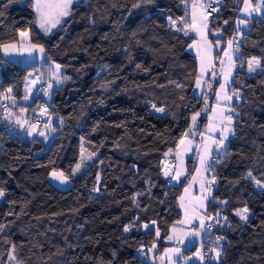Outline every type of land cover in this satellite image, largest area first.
Listing matches in <instances>:
<instances>
[{
  "label": "trees",
  "instance_id": "16d2710c",
  "mask_svg": "<svg viewBox=\"0 0 264 264\" xmlns=\"http://www.w3.org/2000/svg\"><path fill=\"white\" fill-rule=\"evenodd\" d=\"M190 2L195 0H79L72 14L45 35L32 23V0H0V44L16 42L17 29L30 28L31 42L43 45L50 57L20 65L0 55V101L9 87L21 98L29 72L40 83L49 82L53 63L70 77L48 102V113L63 120L48 145L9 132L0 107V188L5 192L0 224L6 225L0 232V264H8L12 245L21 264H150L137 251L153 244L157 261L170 227L180 219L177 200L195 168L194 155L185 177L171 185L163 172L165 153L172 154L196 113L194 138L200 141L220 83L223 52L238 33L232 87L239 102L228 107L234 110L229 113L234 135L227 140L228 154L222 150L219 162L211 161L209 178L216 180L207 213L214 225L202 249L210 258L205 264H216L207 252L217 246L212 237L223 236L217 264H264V189L246 178L251 171L264 183V72L247 74L249 58L259 57L264 65V13L240 31L235 21L242 3L221 0L207 27L214 63L198 96L193 93L197 61L189 50L194 37L168 23L169 17L188 14L184 8ZM137 3L140 7H133ZM41 94L37 91L28 106L29 115L44 102ZM153 105L164 113L152 111ZM81 142L98 153V163L72 177L69 188L59 189L49 175L74 169ZM244 207L247 221L235 215Z\"/></svg>",
  "mask_w": 264,
  "mask_h": 264
},
{
  "label": "rangeland",
  "instance_id": "374dc122",
  "mask_svg": "<svg viewBox=\"0 0 264 264\" xmlns=\"http://www.w3.org/2000/svg\"><path fill=\"white\" fill-rule=\"evenodd\" d=\"M77 1H79V0H74V3ZM19 2L22 3L23 0H19ZM32 2L34 4V0H32ZM251 2L253 5H255L257 3V0H255V1L251 0ZM243 7H244V5L242 4L241 9ZM190 10H191V13L188 15H185L183 17L184 20L187 21L188 23H191L192 7H190ZM201 13H205V11H204L202 6L199 7L197 5L196 14H197L198 18L200 17ZM261 14L262 13H253V15L251 17H247V16H245L244 12L239 11L238 17L235 21L236 29L240 30V31L245 30L249 25L250 19L251 18H258L259 19L261 17ZM66 18H64V20ZM239 19L248 20L247 25H239L238 26L237 21ZM168 23L172 28H174V29L181 28V29L185 30L188 33V35H192L194 37V40L190 45V49L193 50L196 61H197V77H196V80L198 77H200L201 82H202V80L206 81L207 75H208L209 71L211 70V68L213 67V63H214L213 48H212V45L207 38V28L201 30L202 34H198L196 31L185 27V24L182 22H180L179 25L177 23L175 25H173V24H171L170 20L168 19ZM198 27H199V24H198ZM204 37H206V40L204 39ZM235 37H237L238 39L241 38L242 33H238L235 36H233L232 40ZM19 41H20V36H19L18 40L14 43H18ZM234 46L235 45H233V47ZM227 49H228V47L225 50H227ZM0 55L7 60H10V61L15 60V61H17L16 63H18L20 65H32L36 62L41 63L44 60V59L42 60V59L37 58L31 64H26V63H23V61L25 59H27V54L22 56V55H19L17 53H13L11 55L6 56L2 49H0ZM34 55H37V57L39 56V54H34ZM44 55H45V53H44ZM202 57H204V67L207 69V71L204 72L203 75H201ZM237 57H238V54H237V52H235L233 54V59L235 60V66L230 67L228 58L224 55V52H223V56L221 58V61H224V65L223 66L221 65L220 83L216 89L214 101H213L209 111L206 114L207 122H206V125L202 128V131L200 133V141H197L194 138V137H196L198 131H197L196 123L193 124V122H192L191 127L189 128L188 135L185 136V138L183 139L184 143L181 144L180 143L181 140H179V142H178L179 144H177V146L172 151V153H174L175 167H174L173 175L170 177L169 184H171V185H177L180 182V180L185 177V175L187 174V160L195 155L194 171L191 174V176L189 177L186 185L183 187L181 194L179 195L177 201H178V206H179V209L181 212L179 223H180V221H186L185 223H183L184 226H188V227L190 226L192 229H197L200 233H201V230H203V229L199 228L200 219L201 218L205 219L208 217V219L211 220V216L207 213V205H208V202L210 200L209 192L211 194V191H212L211 187L208 188L207 190H205L204 188L201 187V184L205 183L210 178H209V171H204L201 164H200V156L202 154H206V153H204L205 145L206 144L211 145V138L212 137L219 138V131L218 130L213 131V132H210L208 130V126H209L210 121L214 126H218L220 124V119H219L220 109L223 108L226 111V109L230 105H232L233 102H239V99H237L236 95H235L238 92H235L233 90V87H232L234 72L236 69ZM55 64H58V63H53V69L55 68ZM229 71H231V77L229 78V82L226 85V89L221 90L220 85L222 83H225V75ZM247 74L252 75L253 73H249L248 68H247ZM27 75H28V73H27ZM27 75H26V77H27ZM34 78H38V82L35 85L29 86L31 88V91H29L27 93L29 98L26 101L23 99V96L25 95V86H26L25 80H24L23 89H22L23 95L21 96V98H16L12 95V93H10V94L7 93V91L3 93V95L1 96V101H0V107H1L2 112H3L2 118H3V121L5 122V124L8 126L9 132H11L12 134H15L17 136H20L23 139H28V140L33 139V138H38V139L42 140L46 145H48L53 140L56 133L60 129V126L62 125L60 117L55 116V115H50L48 113V107H47L48 102L52 96V91L58 85L55 83V81L53 79H51L49 82H47L45 84H42V83H40L39 77L33 73V77H30L29 79H34ZM49 83H52L51 89H49V87H48ZM37 91L42 93L41 95L43 97L44 102L42 104H38L37 105L38 109L32 111L31 112L32 114L29 115L28 114V106L31 105ZM225 91H227V94L229 96H232L231 101L223 99ZM217 93H219L220 97H221V99H219V100L217 99ZM9 95L14 98V101L11 99L5 98L6 96H9ZM21 109H26V111H21ZM42 109H47V114L42 115L41 114ZM152 111H154L158 114L164 113V111L163 112H157L156 108H154V107H152ZM9 112L12 113V116L9 120H5L4 117L6 115H8ZM229 113H228V115H230ZM35 114L37 116L39 115V117L41 118V121H42V124L39 127L34 125L32 123V120H31L32 116ZM49 117H51V124H50V126H46V124H48ZM18 118L25 122L23 127H20V125L16 124L15 121ZM225 123H227V122H225ZM30 126H34V127H32V134L28 135V131H29ZM232 127H233V125H232ZM40 132H44L45 135L41 136ZM230 136H232V135H229V137ZM212 147L214 149L215 145H212ZM222 150H224V149H221L220 151H222ZM93 153H95V155L93 156V158L91 160H89L88 157L90 155H92ZM214 153H215V151H213L211 155L213 156ZM82 157H83L84 166L82 167L80 172H78L73 178L82 174L88 167L98 163V153L87 151L85 149L83 143L81 142L80 156H79L77 163L82 162L81 161ZM167 158H168V156H165V158L163 160V164H164V162H169L167 160ZM165 167H166V164H165ZM197 169H199L200 171L198 172ZM55 171H59V170H55ZM177 171H179L182 174L179 176L178 179H173L172 177L174 175H176ZM193 178H195V179H193ZM49 179H50L51 183L53 185H55L56 187H58L59 189L69 188V186L71 184V182H69L68 184L62 185L57 181H53L51 179L50 175H49ZM254 186H255V188H259V187H257L255 181H254ZM185 189H188V191L186 192ZM205 196L207 197V199H203V197H205ZM181 197H183V199H181ZM3 199H4V196L0 197V204L2 203ZM201 201L203 203V207H198V205L201 203ZM181 205H183V207ZM186 213H187V215H186ZM248 215H249V212H248ZM193 217H195V219H193ZM187 221H190V222H187ZM207 232L208 231H205L204 236H202L201 234L199 236H192L193 242L190 241L189 245H187L185 247H183L184 246L183 243H182V245L177 244V243H172L171 245H168L165 249H168V248H180L181 249L182 256L181 257H174V259L177 261V264H205L204 260L203 261L197 260L194 256V253L197 251V249H199L201 251V253L204 255L203 249L200 247L199 244H203L204 241L205 242L208 241L206 239L208 237ZM216 247L217 246L212 245L211 247L208 248L209 251L207 253L210 255V257H213L215 255V253L212 250L215 249ZM10 255H14L15 259H10ZM163 255H164V251H162L160 254L157 255V258H156L157 264H168V260L166 258L163 261H161L160 257ZM184 257H192V259L188 260L186 262L184 260ZM153 259H154V257H153ZM211 260L213 263L217 264L219 259L214 260L211 258ZM8 264H21L20 260L14 254L13 250H11L9 253Z\"/></svg>",
  "mask_w": 264,
  "mask_h": 264
},
{
  "label": "snow or ice",
  "instance_id": "6c2138e0",
  "mask_svg": "<svg viewBox=\"0 0 264 264\" xmlns=\"http://www.w3.org/2000/svg\"><path fill=\"white\" fill-rule=\"evenodd\" d=\"M144 3H152L153 0H143ZM217 2H219V0H217ZM240 2L244 5V7L242 9H240V11L245 13V16L247 17H251L253 15V13H264V0H257V3L255 5L252 4L251 0H240ZM74 3V0H34V4H33V9L35 12V20L32 22L34 23L45 35L49 34L52 32V29L56 28L58 25H60L62 23V21L64 20V18L69 17L72 14V5ZM133 7H140V4H134ZM192 7V14H191V23H188L187 21L184 20L183 17L180 18V22L185 24V27L192 29L194 31H196L198 34H202L201 30L202 29H206L208 27V23H207V13H201L200 17H197L196 14V8H197V4L195 2L192 3L191 5ZM217 9L213 8L212 11H216ZM187 15V13H186ZM169 20L171 22V24L175 25L177 23L176 20H172L171 17H169ZM225 24L228 23V21L224 22ZM248 20L246 19H239L237 21L238 26L239 25H247ZM199 24V27H198ZM177 31H182L183 29L181 28H177ZM19 36H20V41L18 43H8V44H0V49H2L5 53V55H11L13 53H17L19 55H25L27 54V59H25L23 61V63L26 64H31L32 62H34L37 58L39 59H50V57H46L44 55L45 53V49L43 47V45L40 44H35L31 42V37H30V33H31V29L30 28H25L23 30L17 29ZM185 35H187L188 33L185 32ZM204 39L206 40V37H204ZM234 45V41L233 40H229L228 41V49L224 50V55L228 58L229 61V66L230 67H234L235 66V60L233 59V54L235 52L239 51V45L236 44L235 48L233 47ZM34 54H39V56L37 57V55ZM239 58V57H237ZM12 63H16L17 61L12 60ZM221 65H224V61H221ZM137 67H140L139 65H137ZM247 68H248V72L249 73H255L258 70L260 72H264V65H262L261 59L259 57L253 56L251 58H249L247 60ZM207 69L204 67V57H202V62H201V75L204 74V72H206ZM30 77H33V73L29 72L27 77H25V81H26V86H25V95L23 96V99L26 101L28 100V95L27 93L29 91H31V88L29 87L30 85H35L38 82V78H34V79H29ZM231 77V71L227 72V74L225 75V83H222L220 85L221 90H225L226 89V85L229 82V78ZM52 79L55 81V83L57 85L63 83L65 80L70 79V77L67 76H63L61 75V66L59 64H55V68L53 70V76ZM196 85L197 87L201 86V79L200 77L197 78L196 80ZM49 89L52 88V83L48 84ZM177 87H180V85H177ZM7 93H11L12 92V88L9 87L7 88ZM236 98L239 99V94L236 93ZM6 99H11L14 101V98L9 96L5 97ZM217 99H221L220 94L217 93ZM223 99H226L228 101L232 100V96H229L227 94V91L224 92V97ZM102 102V101H101ZM153 107H155V105H153ZM21 111H26V109H21ZM157 112H163L164 109L163 108H156ZM215 111V110H214ZM227 111H234L233 109H228ZM42 115L47 114V109H42L41 112ZM12 116V113L9 112L8 115H6L4 117L5 120H9ZM199 116V113H196L195 115L192 116V121L193 124H195L197 117ZM219 119H220V124L218 126H214L211 121L209 123L208 126V130L210 132L219 131V138L216 137H212L211 138V145L206 144L205 148H204V153L206 154H202L200 156V164L203 168L204 171H209L212 169V163L210 161H215V162H219V156H220V150L224 149L223 155H227V145H226V141L229 139V135H234V129L232 127L233 125V117L231 115L226 114L225 109L221 108L220 112H219ZM61 123L63 122L62 118H60ZM225 121H227V123H224ZM16 124L20 125V127L24 126V121H22L21 119H17ZM51 124V117H49V121L48 124H46V126H50ZM32 127L34 126H30L29 131H28V135L32 134ZM54 130V129H53ZM41 136H44L45 133L44 132H40ZM185 136L188 135V133L184 134ZM83 137H81V140L83 141ZM181 144L184 143V140L181 139L180 141ZM212 145H215V148L213 149ZM83 151V150H82ZM213 151L217 152V156L213 157L211 154ZM95 155V153H93L92 155H90L88 157L89 160H91L93 158V156ZM165 155H167V153H165ZM81 163H77L75 168L71 170V172L69 174H65L64 171H55L53 170L50 173L51 179L53 181H57L60 184L64 185V184H68L71 180L72 177H74L78 172H80V170L82 169V167L84 166L83 164V157L81 158ZM197 171L199 172L200 170L197 169ZM182 173H180L179 171H177L176 175H174L172 178L173 179H178L179 176ZM165 175H169V173H165ZM246 178H250L252 180H255L257 187L264 189V183H262L259 180H256L255 177L252 176L251 171H249L247 173ZM97 179H99V177H97ZM195 179V178H193ZM215 182V177H212L211 180L206 181L205 183L201 184V187L204 188L205 190H207L208 188H210L211 184H213ZM94 191H98V189H94ZM185 191L187 192L188 189H185ZM5 195L4 189L0 188V197H3ZM210 195V192H209ZM133 199L135 200V197H133ZM181 199H183V197H181ZM203 199H207V197H203ZM221 204H227V201H221ZM183 207V205H181ZM198 207H203V203L201 201V203L198 205ZM248 208L244 207L243 209H239L235 212V215L239 216V218L242 221H247L248 220ZM187 215V213H186ZM216 217L219 218L220 217V213L217 212L216 213ZM193 219H195V217H193ZM223 219L225 221H227V217H223ZM186 221H180V223H185ZM190 222V221H187ZM154 223V222H153ZM217 223H219V219H217ZM6 227V225L4 224H0V232H2L4 230V228ZM145 228L148 227L147 224L144 225ZM212 225L211 224H206L205 223V219L201 218L200 222H199V228L204 229V228H211ZM130 230L129 226H125L124 231L127 232ZM176 229L173 228V232H175ZM156 235L159 236V229H157L156 231ZM192 236H199L200 232L194 230L191 233ZM168 240H172L173 237L169 236L167 237ZM225 237L223 236H219L216 238V245L217 247L215 249H213L212 251L215 253V255L213 257H211L214 260H218L222 254V248L220 247V241L224 240ZM180 243H184L183 240L180 241ZM156 245L153 244L152 248L149 249V251H152V249H155ZM13 250L15 249V245H12ZM139 251V250H138ZM141 255H143V253L141 252ZM182 256V251L180 248H168L164 250V255L160 257L161 261H163L165 258L168 260V264H177V261L174 259V257H181ZM194 256L197 260L199 261H203L205 259V256L201 253V251L199 249H197V251L194 253ZM10 259H15L14 255H10ZM192 257H184V260L187 262L188 260H191ZM141 264H143V261H141Z\"/></svg>",
  "mask_w": 264,
  "mask_h": 264
},
{
  "label": "crops",
  "instance_id": "0c3cea01",
  "mask_svg": "<svg viewBox=\"0 0 264 264\" xmlns=\"http://www.w3.org/2000/svg\"><path fill=\"white\" fill-rule=\"evenodd\" d=\"M202 1H203V0H195V3L198 4V3H201ZM190 3H191V2H190ZM191 5H192V3H191L190 6H189V12H188V14L191 13V10H190ZM199 7H201V5H200ZM188 14H187V15H188ZM183 17H184V16H183ZM175 20L177 21V24L179 25V23H180V18L175 19ZM182 32L185 33L186 31H185V30H182ZM187 35H188V34H187ZM212 48H213V47H212ZM189 50L194 54L193 50H191L190 47H189ZM204 84H205V80H202V82H201V86H200V87H197V85H196V81H195V86H194V88H193V93H194L195 95L201 96L202 91H203ZM228 109H229V108L226 109V114L229 113V112L227 111ZM225 122H227V121H225ZM225 122H224V123H225ZM184 138H185V135H183V137H182L181 139H184ZM181 139H180V140H181ZM225 143L227 144V141H226ZM178 144H179V143H178ZM166 156H168L167 160H168L169 162H172V164L168 167V170L166 171V169H165V164H167L168 162H164V164H163V165H164V166H163V172H164V177L168 180V182H170V177L173 175L174 167H175L174 153H172V154H167ZM166 172L169 173V175L166 176V175H165ZM173 228L176 229L175 232H173ZM194 230L198 231L197 229H192L190 226H189V227H188V226H184V224L179 223V221L176 222V223L173 224V225L170 227V229H169V233H168L167 237L172 236L173 239H172V240H168L167 237H166V239H165L166 247H167L168 245H171L172 243H177V244L182 245V243H180L181 240L184 241V243H183L184 246H183V247L189 245L190 241L193 242V238H192L191 233H192ZM200 234H201L202 236L205 235V233H203V230H201V233H200ZM199 245H200L201 248H203V245H202V244H199ZM166 247H165V248H166ZM165 248H164V249H165ZM149 249H150V248H141V249H139V251H137V254H138V256H139L140 258L146 260L148 263H150V264H156L155 259H153V257H152V252L149 251ZM163 251H164V250H163ZM141 252L143 253V255H141Z\"/></svg>",
  "mask_w": 264,
  "mask_h": 264
},
{
  "label": "built area",
  "instance_id": "2783aa9c",
  "mask_svg": "<svg viewBox=\"0 0 264 264\" xmlns=\"http://www.w3.org/2000/svg\"><path fill=\"white\" fill-rule=\"evenodd\" d=\"M220 4H221V0H219V2H217V0H203L201 3H198V4H197L198 6L201 5V6L203 7L205 13L208 14V16H207V23H208V24H209V21H210L211 16L215 13V11H212V9H213V8L217 9L218 6H219ZM188 8H189L188 6H185V8H184L185 13L188 12ZM239 40H240V38L238 39L237 37H235V38L233 39V41H234V45H235V46H236V44L239 43ZM235 46H234V47H235ZM31 120H32V123H33V124H35V125H37V126H40V125H41V118L39 117V115L37 116V115L35 114L34 117H33ZM216 156H217V154H215L213 157H216ZM171 164H172V162H168V163L166 164V167H165L166 171L168 170V167H169ZM212 177H215V176L211 175L210 180H211ZM215 180H216V178H215ZM205 223H206V224H211V225H212L211 228H206L207 231H210V230L213 228V225H214L213 222H212L211 220H209L208 218H205ZM217 237H218V236H213L212 238H213L214 241H216V238H217ZM220 243H224V241L222 240V241H220ZM205 261H206V262H209V261H210L209 256H205Z\"/></svg>",
  "mask_w": 264,
  "mask_h": 264
}]
</instances>
